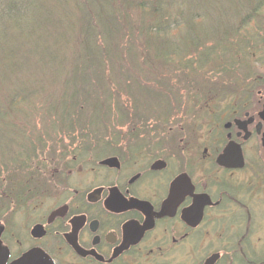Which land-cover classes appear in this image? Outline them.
<instances>
[{
  "label": "rangeland",
  "instance_id": "rangeland-1",
  "mask_svg": "<svg viewBox=\"0 0 264 264\" xmlns=\"http://www.w3.org/2000/svg\"><path fill=\"white\" fill-rule=\"evenodd\" d=\"M49 1L50 5L46 1L45 7L50 9L52 5L53 8L50 9L48 21L46 17L49 14L40 21V26L38 21L24 24L23 36L20 34L22 38L14 40L16 52L13 53L11 60L8 59L12 61V65L3 64V61L0 63V104L8 100L7 96L12 91L21 90L18 92L19 95L27 96V103L33 105L26 112L27 116L19 113L0 114L1 223L29 225L37 215L31 211L36 201L41 199V206L44 207L52 203L51 197L38 194H47L51 188L53 190L56 171L60 172L71 166L78 167L82 161L90 166L99 160L106 153L100 148L106 144L103 136L113 131L150 130L149 133L152 135L149 141L160 145L156 150L158 153L165 150L163 154L170 152L176 156L179 154L178 150L180 149L181 154L183 148L186 164L194 163V160H197L196 154L199 155L198 158L202 157L200 163L205 164V157L211 155L209 150L203 149L202 135L194 131L193 115L199 100L206 104L210 102L209 84L213 77H216L215 64L206 65L199 72L195 71L193 75L187 77L177 66L172 68L167 63L160 64L159 58L152 62L146 56L140 57L142 51L140 45L143 46V41L139 42L142 37L138 36L137 31L142 21L146 23L151 20L136 7H126L122 0H110L113 9L115 8L112 9L114 26L110 29L112 37L108 39L109 43L107 42L111 52L105 60L104 77L102 71L99 72L96 67L93 68V72H88L89 80L84 77L85 81L80 79L79 82H73L70 75L75 69L74 60L77 64L75 55L83 53L81 45L91 37L86 36L88 33L84 29L91 24L95 31L93 35H96L101 33V28L106 30L110 26L104 27L101 22L100 27L96 19L92 20L91 14L88 16L90 9H81L86 0ZM130 1L138 2L137 0L127 2ZM149 2L158 6L160 11L163 10L164 18L159 23L160 27H165L166 33H171L167 41L185 40L183 46L189 47V43L186 42L189 31L196 35L197 39H205L209 35L214 38L213 40L216 39L214 44L213 42L204 44L207 58L216 59L219 56L229 63L233 60V51L242 46L241 39L248 37L252 44L258 46L260 38H264V0H149ZM48 9L46 11L50 12ZM182 11L186 16H182ZM191 22L193 23L190 26ZM95 24L98 25L97 28H94ZM233 27L239 33L240 40L235 41L229 37L228 32ZM219 32L222 34L217 38ZM128 37L132 39L129 40ZM99 39L100 44L105 47L103 36ZM5 44L7 46L4 47L7 49L9 45ZM250 44L244 43L241 50L244 49L246 53L254 50ZM210 45L214 46V51L209 49ZM4 47L0 49V53L9 52ZM130 48L138 55L130 54ZM50 52L60 55L63 60L60 66L57 62L50 61ZM136 58L139 59L138 64H135ZM189 59L190 57L177 60L175 65L179 63L188 65ZM8 60L5 62H9ZM216 80L221 81L222 78L217 75ZM75 87L79 92L84 88L86 98L79 95L77 99L84 107L79 105V111H75L71 119L75 120L74 127L64 132L62 131L64 127H54L53 124L57 121L53 119L55 116H52L51 111L59 115L62 107L69 110V105L63 106V103H69V96L73 94ZM164 98L167 99L163 103ZM178 102L180 111L175 112L178 107L174 108V105ZM15 110L17 111V108ZM78 119L80 122L76 121ZM87 121H90L91 125L88 126ZM23 130L26 131L27 140ZM26 143H30L31 151L29 156L20 161L21 163L18 161L14 168L5 167L1 163L3 161L1 155L4 163L8 164L10 163L8 158L18 149V144ZM84 144L87 148L85 147L84 153H81ZM156 151H151L150 154L154 155ZM201 169L198 171L199 176L202 174ZM12 176H16V181L13 180L15 184H10L13 185V189L10 195H7L10 189L8 178ZM27 176H33V179L25 182ZM38 181L40 186L44 184V189L33 187ZM23 188L26 190L22 191ZM258 192V187L250 189L251 194ZM22 194L27 196L21 200L16 199ZM260 197L263 200L255 201L257 196H248L242 202L238 198L239 201L233 205V214L239 212L231 216L232 218L226 219L223 215H217L220 220H226V223L229 221L228 225H232V229H229V226L227 230L224 227H217L216 231L212 232L209 230V221L206 220L195 234V239L186 242L183 248L175 249L170 245L169 249H162L161 254L164 255L159 262L167 264L169 260L165 258H172L169 262L175 264L176 258H180L179 264H201L202 260L214 251H220L224 256L218 264H233L231 258L236 256L264 257V196ZM239 202L248 203V219H251L249 228L252 232L246 233V229L244 231V228L240 229L237 226L246 224L247 219L239 218L241 210ZM23 209L26 210L25 213L22 212ZM187 238L190 239L189 235ZM243 241H249V247H245Z\"/></svg>",
  "mask_w": 264,
  "mask_h": 264
},
{
  "label": "flooded vegetation",
  "instance_id": "flooded-vegetation-1",
  "mask_svg": "<svg viewBox=\"0 0 264 264\" xmlns=\"http://www.w3.org/2000/svg\"><path fill=\"white\" fill-rule=\"evenodd\" d=\"M260 40L258 50H240L229 63L223 58L215 62V75L222 80L213 77L209 104L199 100L195 106L194 131L202 135L203 149L211 153L205 164L198 154L194 163L186 164L183 148L176 156L163 154L165 150L159 154L160 145L149 141L150 130L108 133L103 136L106 144L100 146L106 153L99 160L56 171L53 190L38 194L51 197L52 203L44 207L41 199L36 201L31 211L37 215L29 225L0 222L5 264L22 257L24 264H164L159 262L162 249L183 248L206 220L212 232L217 227L232 229L217 215L232 218L239 212L233 214L238 198L243 202L257 196L255 201H260L264 196V38ZM225 148L229 163L236 166L217 162ZM151 151L156 152L151 155ZM109 158L115 161L101 163ZM157 161L163 165L153 167ZM180 176L183 182L173 189ZM254 186L259 192L251 194ZM40 188L44 184L35 189ZM22 195L18 200L27 196ZM196 196H208L210 202L192 226L182 214ZM239 203V218L247 219L237 226L252 232L248 203ZM35 225L41 227L39 232H32ZM243 243L249 247V241ZM214 254L218 257L213 264L224 259L222 252L214 251L201 264ZM176 260L179 264L180 258ZM231 263L264 264V257L236 256Z\"/></svg>",
  "mask_w": 264,
  "mask_h": 264
},
{
  "label": "trees",
  "instance_id": "trees-1",
  "mask_svg": "<svg viewBox=\"0 0 264 264\" xmlns=\"http://www.w3.org/2000/svg\"><path fill=\"white\" fill-rule=\"evenodd\" d=\"M46 1L50 5L49 0H0V49H3V47L6 45L5 43H8L9 45L7 49L6 47H4L7 51H9L8 53L5 51H2L0 53V63L3 61V64H8V66L12 65V61L10 60H11V57L13 56V53L16 52L14 45H13L14 40L16 38H22L24 28H25L23 27L24 24H31V23H34V21H38L39 26H40V23H41L40 21H42L45 16L51 13L53 6L52 5L50 6L51 10L48 9V7L46 8L45 7ZM51 1L54 2L57 0H51ZM127 1L128 0H122V3L125 4L126 7L130 6L129 8L136 7L139 11L143 13V15H146L147 18L151 20L150 22L147 21L146 23L143 21L142 22L140 21L141 25L139 27V30L137 31L138 36L142 37L141 40H139V42L143 41V46L140 45L142 48L140 57L146 56L151 61L155 60V58H159L160 64L165 65V63H167L170 67L177 66V68L180 69V71H183V73L187 77H189L190 75H193L195 71L199 72L200 69H203L206 65H209V66L214 65L215 62L218 61V59L222 58L218 56L216 59H212L210 57L207 58V56L205 55V46H204L205 42H211V44L213 42L214 44L216 40V39L213 40L214 38L211 37V35H209L205 39H200V38L197 39L195 37L196 35H192V33L189 31L188 38L186 39V42L189 43L188 44L189 47H186V48L183 46L185 40L181 42L180 40L177 41V39L175 40L170 39V42H169V40L167 41V38H169L168 36L171 33L170 34H168V32L166 33L165 27L164 26L160 27L161 24L159 23L160 20L164 18V16H162L164 14L162 9L160 11V8H158V6L154 5L152 2H149V0H137L138 1L137 3L131 2V1L127 2ZM111 7H112V2L110 0H86V3L82 5L81 9L83 8L86 10L90 9L88 10V16H90L91 14L92 20L96 19L97 20L96 22L99 24L100 27H101V22H102V26L107 27V28L109 26L110 27L109 29H106V30H102L101 28L100 34L105 39V42H106L105 47H103V45L100 44V41H101L99 39L101 38L100 34L93 35L95 31L91 24H88L87 27L84 29V31L89 34V35L87 34L86 36L91 35V37L87 39L88 41L85 40V42H83V44L81 45V49H82L81 51H83V53L81 54L79 52L78 55L77 54L75 55L77 56L76 58L77 64L75 63V60H74L75 69L71 72V75H70L71 81L79 82L78 80L80 79H83L85 81L84 77H87V79L89 80V77L87 76L88 72L89 71L93 72V68H96V67H98L97 70L99 72L102 71L101 74H102V77H104L105 60L107 59V57L110 55V52H111L110 46H108L109 45L108 39L112 37V33L110 29H112L114 26V24L112 23V18L114 16L113 10H115V8L113 9V7L112 8ZM46 9L50 10V12L46 11ZM182 16H186V14H184L183 11H182ZM49 18H50V14L46 17V20L48 21ZM192 23L193 22L189 23L190 26ZM95 27L97 28L98 25L95 24L94 28ZM233 28L230 29V31L228 32L229 37H231L232 39H235V41L240 40L241 38L239 37L240 36L239 33L236 32L235 28L234 29ZM221 34L222 33L219 32L217 35V38ZM128 38L130 40L131 37H128ZM241 40H242V46L238 47L237 49L233 51V58L236 55L237 51L239 53L244 43L250 42L251 44L249 46L252 47L254 50L256 48H259L258 47L259 45L257 46L256 44L255 45L252 44L251 40L248 37H245L244 39H241ZM131 49L132 48H130L129 50V52H131L130 54H133V55L137 54L135 51L133 52ZM209 49L211 51L215 50L214 46L211 47V45ZM242 50L244 51V49ZM41 51H42V48H41ZM187 57H190V59L188 60L189 62L188 65L186 64L182 65L181 63H179L178 65H175L177 60L180 61ZM49 59L51 62H57L58 66H60V64H62L63 62V60L60 58V55L54 54L51 52L49 53ZM79 59L81 61H79ZM5 60L6 61L8 60L9 62H5ZM136 61L137 63L135 64H138L139 59L136 58ZM213 81L214 80H211L210 82L211 84H209V87L213 86ZM211 87H210V90L212 89ZM81 89H82L80 90L81 92H79L78 88L75 87L73 94L69 96V99H70L69 103L68 104L63 103V106L69 105V110H67L65 107H62V110L59 113V115H56V113L51 109L52 116H55L53 119L57 121V122H54L53 124L54 127L62 126L64 127V130H62L64 132L66 130H69V128L74 127L73 124L75 120H71L72 116L73 114H75V111L77 112L79 111V108H78L79 105L81 107H84V104L81 103L80 101H77V99H79V95L81 98L82 97L84 99L86 98L85 96L86 93L84 92V88H81ZM126 89H128V86H126ZM20 91H16V90L12 91L13 93L11 92L7 96L8 100L1 102L2 104H0V114L7 113V114L12 115L15 113H19V114H22V116H27L26 112H28V109L32 108L33 105L27 103L26 101L27 96L19 95L18 92ZM164 99L165 100L163 101V103L166 101L167 98H164ZM96 105L94 107H96ZM179 106H180L179 102L176 105H174V108L178 107V109H175V112L180 111ZM16 108H17V111L15 110ZM76 121L80 122L79 119ZM87 123H88V126L91 125L90 121H87ZM78 124H81V123H78ZM0 128H1V120H0ZM54 130H57V129H54ZM23 132L26 138L27 137L26 131L23 130ZM65 134H68V133H65ZM81 136L80 138L83 140V137ZM18 145H19L18 149L14 151L12 153V156L8 158L10 163L8 164L4 163V159L1 155V159L3 160L1 161V163H3L5 167L11 166L14 168L16 167V165H18V161L22 162L26 156L30 155V151H31L30 143L29 144L26 143V145H21V144H18ZM27 175H30V174H27ZM27 177L28 178L25 179V182L27 180L30 181L33 179V176H27ZM15 179H16V176H12L11 178H8L10 189H9V192H7V195H10V192L13 189L12 188L13 185L11 186L10 184H15L13 183V180ZM39 185L40 184L38 181V183L36 182L34 183L33 187H37ZM24 189L25 188H23L22 191ZM16 199H18V197Z\"/></svg>",
  "mask_w": 264,
  "mask_h": 264
},
{
  "label": "water",
  "instance_id": "water-1",
  "mask_svg": "<svg viewBox=\"0 0 264 264\" xmlns=\"http://www.w3.org/2000/svg\"><path fill=\"white\" fill-rule=\"evenodd\" d=\"M229 149L225 148L224 152L217 158V162L221 165H234L236 166V164H234V161L231 162V164L229 163ZM113 161H115L114 158H109V159H105L103 161H101L102 164H106V163H112ZM238 162H242V160L240 159ZM233 163V164H232ZM163 165L162 161H157L154 166H158L161 167ZM183 182V176L177 177L173 183H172V188L176 189L177 187V183H181ZM174 191V190H173ZM209 197L208 196H196V199L194 201V203L192 204V206L187 209L186 211L183 212L182 217H184L185 221L189 224L196 225L202 216V209L204 207V205L209 204ZM114 206H116L115 204H113ZM136 205V204H134ZM111 208H113V206H109ZM158 215H161L158 214ZM129 226V225H128ZM40 226L39 225H35L32 228V232L36 233L39 232L40 230ZM3 231V226L0 223V234ZM41 233V232H40ZM28 257V256H27ZM216 257H218V254H214V255H210L209 257H207L203 264H213ZM26 262V257H22L16 261H14L12 264H24ZM0 264H5V249L0 247Z\"/></svg>",
  "mask_w": 264,
  "mask_h": 264
}]
</instances>
